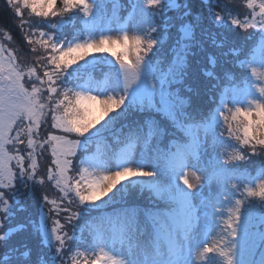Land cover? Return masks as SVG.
<instances>
[{
	"label": "snow or ice",
	"instance_id": "snow-or-ice-1",
	"mask_svg": "<svg viewBox=\"0 0 264 264\" xmlns=\"http://www.w3.org/2000/svg\"><path fill=\"white\" fill-rule=\"evenodd\" d=\"M236 2L113 4L125 18L105 0H4L34 59L0 44V264H37L29 239L38 264H238L245 228L248 264H264V0L233 15ZM142 10L150 22L137 28ZM66 18L83 23V39L36 31ZM102 54L103 86L63 83L82 62L96 61L94 73ZM145 196L155 208L135 204ZM202 225L220 229L214 243Z\"/></svg>",
	"mask_w": 264,
	"mask_h": 264
},
{
	"label": "trees",
	"instance_id": "trees-1",
	"mask_svg": "<svg viewBox=\"0 0 264 264\" xmlns=\"http://www.w3.org/2000/svg\"><path fill=\"white\" fill-rule=\"evenodd\" d=\"M2 1H0V32H1V28H3V29L11 28V36H12L11 41L13 42V44H15L21 50H23L24 47L26 49L28 48L27 51L30 52V48L33 47V46L27 47L22 42V37L19 35L18 30L13 26L14 22L11 20V17L9 15L7 9H4V1L3 2ZM110 1L113 2V3L115 2V4H118V5L126 4V0H110ZM137 3H138V1H137ZM193 7L195 8V5H193ZM244 10H245V5L243 3H241V0H237L236 5H235V10L233 11V15H237L238 12H242ZM118 11L120 12V15L126 16L125 15L126 12L123 11L122 8L119 7ZM168 15H171V14L168 13ZM141 16H142L140 18L141 21H144L145 18H146L150 22V20L148 18V14L146 13V11H142ZM239 18L243 19V16L240 15ZM73 23H74L73 18H66V22L63 21V24H62V26L66 27V30H63V31H58L59 30L58 28L53 29L52 26H49V25H44V26H41V27L44 28V30L48 29L51 32H54V33L56 32V37L55 38L58 39V40H60L61 32L64 35V40H65L66 37L70 40L72 37L75 36V34H78V32H80V31H78V29L82 28V22L76 23L75 28L73 27ZM140 27H141V25H140ZM5 42H7V40ZM25 52H26V50H25ZM33 59H34V57H33ZM107 66L108 65H105V64H103L101 66H98L97 70L93 73L94 78L103 77V75H105L107 73L106 72V67ZM87 68L88 67H86V66L85 67L79 66V67H76V68L68 69L66 74H65V79L71 85H76L77 83H79V82H81L83 80L84 76L87 73H89V72H87ZM245 71H246L247 74H249V69H246ZM89 137L92 138L93 136L92 137L89 136ZM90 138H86V141L88 139H90ZM85 145H86V142H85ZM85 152H86L85 148H82L79 151L78 156L79 155H83ZM245 166L246 167H250V166L251 167L252 166L255 167V165H247V164L242 166V167L245 168ZM56 194L57 193H55L53 190H51L50 193H49L50 198H52V199L57 198ZM24 195H28V192L25 191ZM28 200H29L28 203L30 205L29 211L34 214V218L35 219L39 220V211H38L39 210V194H38L36 189H34L33 195L30 198H28ZM135 204H137L139 206H142L144 209L155 208L156 207V205L150 199H148L147 196H145L144 198H140V199L136 200ZM161 207H162V205H161ZM25 216H27V214L23 215V217H25ZM22 237H24V238L19 239V241H18L20 245L25 243V238H26L25 235H22ZM15 245L18 246V244H15ZM9 247H11V246L6 244L4 246L3 251L6 253ZM28 247L33 248V253H32V257H34L33 261L37 262V264H38L39 256L37 255L36 250H35L36 249V240L29 239L28 240ZM19 262H20L19 259L14 257L13 261H10L9 264H20Z\"/></svg>",
	"mask_w": 264,
	"mask_h": 264
},
{
	"label": "rangeland",
	"instance_id": "rangeland-1",
	"mask_svg": "<svg viewBox=\"0 0 264 264\" xmlns=\"http://www.w3.org/2000/svg\"><path fill=\"white\" fill-rule=\"evenodd\" d=\"M0 1H2V0H0ZM4 1V0H3ZM2 1V2H3ZM138 3H140V0L138 1ZM143 11V10H142ZM148 14V13H147ZM169 14H171V13H169ZM26 15V17H28V13H26L25 14ZM167 15H168V13H167ZM142 16L140 15L138 18H137V23H136V27L137 28H139L140 27V25L142 26L143 24H146V23H149V21L145 18V20L144 21H141L140 20V18H141ZM148 18H149V20H150V14H148ZM33 19H35V20H39L40 18H33ZM55 22V21H54ZM159 23L161 24V25H163L164 23H165V21L163 20V19H161L160 21H159ZM62 24H63V21L60 23V24H58L57 25V27L56 28H58L59 30L58 31H63V30H66V27L65 26H62ZM44 25H49V26H52V24L51 23H44V24H42L41 26H44ZM84 26H83V23H82V28H83ZM100 28V26H89L88 28H86L85 29V31H87L88 32V34L91 36V35H94L97 31H98V29ZM1 30H2V32H0V44H3L5 47H8V48H10V49H16L17 50V53H18V55H19V57H20V59L21 60H24V61H30V60H32L33 59V56L30 54V52L29 51H27V49L24 47L23 48V50H21L20 48H18L15 44H13V42L12 41H10V40H8L5 36H4V30L5 29H3V28H1ZM36 31H45V32H51L50 30H48V29H46V30H44V28H42V27H38L37 29H36ZM18 33H19V35L22 37V42L27 46V47H29V45H27L26 43H25V41H24V39H23V35L18 31ZM55 34H56V32H55ZM116 33H112V35H115ZM74 37H76L77 39H83L84 38V36L80 33V32H78V34H75V36ZM4 39H6L7 40V42H6V45H5V41H4ZM60 40H64V35H63V33L61 32V34H60ZM17 42V41H16ZM15 42V43H16ZM25 50H26V52H25ZM30 54V55H29ZM102 55H104V56H107V54H102ZM112 60V58L110 57V56H107V61H101V62H99V64H98V66H101V65H103V64H105V65H108V63L110 62ZM97 62L96 61H92V60H89L87 63H81V64H79V66H82V67H88L89 65H91V64H96ZM78 65H73L71 68H76V67H79ZM71 68H69V69H71ZM261 71H264V70H261ZM260 79L261 80H264V75H262L261 77H260ZM63 83L65 84V85H69V86H74V85H71L66 79H65V77H64V79H63ZM105 83V82H104ZM104 83H101V84H99V85H101V86H103V84ZM92 136H95V133H93L92 134ZM91 136V137H92ZM86 138H90V137H85V138H82V144H83V142H85L86 141ZM227 151H229V152H231V149H227ZM79 153V152H78ZM79 158H81V159H86L87 158V153H84L83 155H79L78 156ZM70 175H76V173H71ZM33 191H34V189L32 190V192H31V194H29L28 193V198H30L32 195H33ZM53 191L55 192V193H58V190H55V189H53ZM56 196H57V194H56ZM237 198H240V196H234L233 197V200H235V199H237ZM28 202H29V200H28ZM255 203V206L254 207H251V208H249L248 210H247V212H246V220H251V219H254V218H256L258 215H259V208H260V204H259V202H254ZM28 206L30 207V205H29V203H28ZM27 213H18V218L19 219H23L24 217H23V215H26ZM225 219L227 218L226 217V215H225V217H224ZM219 228H216V229H211L210 227H208V226H205V225H202L201 226V233H202V236H201V238L202 239H204V240H206V242H208V243H214L215 242V240H216V233L217 232H219ZM209 231H211V235H209V236H205V235H203L204 233H207V232H209ZM22 235H24V234H21V235H17V236H15L14 238H13V240L9 243V244H7V245H9V246H13V245H15V244H18V246L20 245L19 244V239H22V238H24V237H22ZM250 241H251V236L248 234V232H247V230H246V228H245V230L243 231V234H242V238H241V243H240V246H239V248H238V250H237V256H236V259H237V261H238V264H248V261H249V259L251 258V255H252V245H251V243H250ZM22 248H20V250H21ZM23 250V249H22ZM21 250V251H22ZM15 258H17V257H15ZM34 257H32V259H33ZM18 259V258H17ZM219 259V258H218ZM20 261V260H19ZM20 264H21V261L19 262Z\"/></svg>",
	"mask_w": 264,
	"mask_h": 264
}]
</instances>
